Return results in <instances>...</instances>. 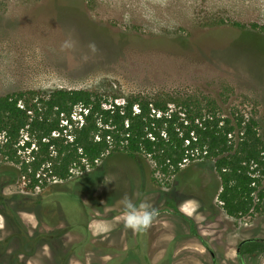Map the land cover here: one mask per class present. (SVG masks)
<instances>
[{"label":"rangeland","instance_id":"1","mask_svg":"<svg viewBox=\"0 0 264 264\" xmlns=\"http://www.w3.org/2000/svg\"><path fill=\"white\" fill-rule=\"evenodd\" d=\"M233 24L264 27V0H0V96L27 91L47 95L62 89L97 93L108 103H122L130 96L168 97L177 103L188 101L204 113L213 106L223 117L252 118L260 131L264 128V36ZM70 35L75 47L61 51ZM92 42L95 52L88 47ZM77 113L73 120H79ZM17 155L18 165L0 156V259L58 264L60 258L69 257L71 264L77 260L116 264L121 251L106 245H118L121 236H91L84 228L98 227L93 220L105 215L110 218L107 228L122 226V197L127 195L135 203L138 179H128L113 167L119 156L84 172L72 169L66 183L47 177L46 184L31 190L19 176L22 162L30 160L28 152L19 150ZM192 164L189 169H199L204 184L217 195L220 188L212 162L198 158ZM172 180L151 171L148 185L169 197ZM176 185L184 197L186 192ZM43 199H49L52 215L58 209L63 213L65 222L56 229L57 220L50 228L35 221L45 215ZM181 199L186 201L185 211L196 209L193 200ZM114 201L122 206L115 207ZM104 202L110 206L106 214L92 210ZM259 207L233 223L264 236V199ZM49 237L52 240L45 239ZM77 246L81 248L73 253ZM181 252L191 253L193 263L187 264L206 260L202 248L194 244Z\"/></svg>","mask_w":264,"mask_h":264},{"label":"trees","instance_id":"2","mask_svg":"<svg viewBox=\"0 0 264 264\" xmlns=\"http://www.w3.org/2000/svg\"><path fill=\"white\" fill-rule=\"evenodd\" d=\"M233 26L264 36L263 26ZM208 109L204 113L188 101L168 97L130 96L108 103L85 90L16 92L0 96V156L18 165L17 152H28L30 160L22 162L19 176L33 190L46 184L47 177L66 183L72 169L84 172L102 160L108 165L118 155L113 167L126 177L148 179L151 171L173 177V186L181 185L184 196L203 206L217 197L227 216L248 217L264 199V128L258 131L252 118L230 119L213 106ZM75 110L79 120L72 119ZM198 158L212 162L217 195L199 169H189ZM181 173H187L182 180Z\"/></svg>","mask_w":264,"mask_h":264},{"label":"flooded vegetation","instance_id":"3","mask_svg":"<svg viewBox=\"0 0 264 264\" xmlns=\"http://www.w3.org/2000/svg\"><path fill=\"white\" fill-rule=\"evenodd\" d=\"M137 182L139 183L138 189L133 190L136 193L134 197L135 203L139 204L140 202L148 201L156 207L159 210V216L153 225L165 228L168 233L163 235L156 232L152 233V235L147 234L148 231L155 227L153 225L144 233H134L132 230L126 228L124 223L122 226L116 225L113 228H107L106 222H110V218L107 215L94 219L93 221L99 225L98 227L91 228L88 224L84 228L91 236H99L105 233V235L121 236L122 238V241L118 245H106L108 249L113 250L117 248L121 251L120 255L122 257L116 260V264H187L188 261L193 263L191 253L190 255L188 253L184 255L181 252L182 250L192 248L193 244L204 251L206 255L204 264H264V241H261L264 240V236L248 232L250 229L247 230V227L240 229L241 225L233 223L240 219L227 216L222 209H220L221 211H216V208H221L218 207L220 206V202L217 200V197L207 200L205 206H203L193 198L180 196V191L176 190L174 186L170 189V196L167 197L165 194L158 192L153 186L149 187L148 183L150 182L148 179H138ZM66 192L68 193V191ZM54 194L59 195V192ZM181 198L196 201L198 206H196V209L187 212L183 208L186 201ZM42 202L46 206V209H44L45 215L41 220L39 219L40 216H36L35 221L40 222L48 228L55 224L57 225L53 227L54 229L61 226L65 222L62 217L63 213H60L58 209L52 215L48 210L49 205H47L50 203L49 199H43ZM114 203L116 204L115 207L121 205L118 201H114ZM96 204L98 209L96 210L95 206H93L92 210H95L97 213H100L101 210V214L103 215L106 214V209L110 207L107 202H104L102 206L98 205L100 203ZM15 220L21 224V219L15 217ZM52 221H56L55 224ZM231 222L233 223L232 225ZM175 225H179L180 230ZM98 230H101V232L99 233ZM192 231L196 234H193ZM131 234L134 235L133 240L130 238ZM64 235V231L60 232V234L58 233V239H61ZM24 237L23 239L26 241L27 237ZM50 238L52 237L45 239L52 240ZM252 244L259 245L253 248ZM79 246L72 248L73 253H76L81 248ZM83 248L85 247L83 246ZM244 248L250 250L247 251L246 249L244 251ZM71 254L72 252H69V256ZM109 260L115 261V259ZM85 261L77 260L75 263L105 264L104 262L98 263L97 260L90 261L89 263ZM0 263L23 264L15 262V259L9 261H2L0 259ZM58 264H71V262L69 257H62L59 259Z\"/></svg>","mask_w":264,"mask_h":264},{"label":"clouds","instance_id":"4","mask_svg":"<svg viewBox=\"0 0 264 264\" xmlns=\"http://www.w3.org/2000/svg\"><path fill=\"white\" fill-rule=\"evenodd\" d=\"M76 41L71 38V35L61 44V51L70 50L75 47ZM90 50H97L94 42L88 45ZM124 226L134 233H144L153 225L154 221L159 216V210L150 202L143 201L139 204L133 202L127 195L122 197Z\"/></svg>","mask_w":264,"mask_h":264},{"label":"crops","instance_id":"5","mask_svg":"<svg viewBox=\"0 0 264 264\" xmlns=\"http://www.w3.org/2000/svg\"><path fill=\"white\" fill-rule=\"evenodd\" d=\"M124 175V174H123ZM125 176V175H124ZM128 176V175H127ZM128 179H130V177L128 176L127 177ZM133 178V177H132ZM127 179V180H128ZM133 181H136V180H134V179H132ZM132 180H130V181H132ZM129 181V180H128ZM127 181V182H128ZM129 181V182H130ZM136 183H138V182H136ZM133 184V183H132ZM139 184V183H138ZM128 186H129V183H128ZM191 199V198H190ZM195 203H196V206H198V203L196 202V201H194ZM153 226H155V227H153L150 231H148V233L147 234H149V235H152V233H154V232H156L157 234H161V235H163V234H165V233H168V232H166V229L165 228H163V227H156V225H153Z\"/></svg>","mask_w":264,"mask_h":264},{"label":"built area","instance_id":"6","mask_svg":"<svg viewBox=\"0 0 264 264\" xmlns=\"http://www.w3.org/2000/svg\"><path fill=\"white\" fill-rule=\"evenodd\" d=\"M0 137L2 138V136H1V135H0ZM183 163H184V164H187L188 162H187V160H184V161H183Z\"/></svg>","mask_w":264,"mask_h":264},{"label":"water","instance_id":"7","mask_svg":"<svg viewBox=\"0 0 264 264\" xmlns=\"http://www.w3.org/2000/svg\"><path fill=\"white\" fill-rule=\"evenodd\" d=\"M258 240H260V239H258ZM261 241H264V240H261ZM244 243V242H243Z\"/></svg>","mask_w":264,"mask_h":264}]
</instances>
